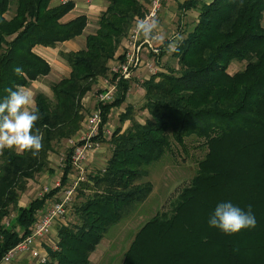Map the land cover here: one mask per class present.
<instances>
[{
	"label": "trees",
	"instance_id": "trees-1",
	"mask_svg": "<svg viewBox=\"0 0 264 264\" xmlns=\"http://www.w3.org/2000/svg\"><path fill=\"white\" fill-rule=\"evenodd\" d=\"M106 1L84 48L62 53L70 64L69 76L51 85L52 98L43 92L34 97L42 113L36 127L44 132L39 156L11 150L0 155V260L29 233L37 211L58 191L19 205L28 181L49 168L54 144L80 128L81 98L98 77L107 76V61L134 17L143 16L148 0ZM239 2L183 1L182 9L197 8L199 14L172 53L181 67L154 72L144 81L143 122L126 105L120 121L128 119L130 125L111 133L105 166L78 182L81 200L72 205L76 219L59 226L56 242L45 246L48 257L40 264H90L89 256L110 228L127 219L151 192V182L141 180L149 165L175 144L183 147L190 136L207 148L198 172L178 191L168 214H155L140 226L121 264H264V0H244L242 8ZM11 5L14 11L7 17ZM73 7L71 0H0V97L5 87H25L49 73L35 46L53 47L82 33L85 15L63 20ZM236 60L246 62L244 69L228 73ZM17 66L23 76L14 74ZM117 86L115 99L101 106V125L109 109L125 100L129 81L119 79ZM222 202L244 210L252 205L256 227L231 236L209 227V217ZM12 212L15 216L5 223Z\"/></svg>",
	"mask_w": 264,
	"mask_h": 264
},
{
	"label": "rangeland",
	"instance_id": "rangeland-1",
	"mask_svg": "<svg viewBox=\"0 0 264 264\" xmlns=\"http://www.w3.org/2000/svg\"><path fill=\"white\" fill-rule=\"evenodd\" d=\"M146 3L147 1L144 2V4ZM13 8L14 5H11L10 11L7 13V17H10L12 15L14 11ZM181 13L182 14L180 15L181 21L179 27H177L176 24L175 27H177L176 34L184 37L186 33L194 26L196 20V12L190 10L186 13ZM137 17L141 18L142 16ZM134 21L135 19H133V21L131 22V27ZM95 24V21H93L92 25L90 26V29L92 31L94 30ZM261 24L264 27V14L261 20ZM178 29H180L181 31L179 32ZM172 36L166 37L165 42H169V38H171ZM153 42L158 45V52H144L142 58L151 59L154 63V67L156 68V72L164 71L166 69H178L181 67L177 64L176 56L172 55V53H167V43L164 42V44H160L157 41ZM79 43V46H82V41H80ZM50 62L52 64L51 74L47 77L39 78L38 80L31 82L30 86L25 87L30 90V92L33 94V97L37 92L42 91L51 98L53 96L51 89H49L51 84L53 83V81L67 74L68 69L65 63L61 62L58 57H51ZM245 65V61H232L227 67V71L228 73L233 74L238 70L244 69ZM147 73H149V75L151 74V72L148 71ZM91 108L92 106L90 107V109ZM87 109H89V107L85 108V110L83 111L84 116L88 115L90 112V110ZM138 110L139 112H142L141 118L143 121L147 116V112L143 108L141 110V107H139L136 111ZM144 111L145 113H143ZM118 116V114L115 116V121H113V123L112 121L110 122V127H108L110 133L113 132L115 128L122 126L117 124ZM202 141L203 140L197 137L190 136L185 139L183 147H179L175 144L170 152L168 151V153H166L160 160L154 162L152 165H149V172L147 176L142 177L141 180H149L151 182V192H149V195L144 200V202L141 203L127 219L121 220L110 228L107 235L97 246L95 250L96 254L92 256L93 264H121L120 261H122L123 259V254L127 250L134 234L137 232L140 226H142V224L146 222L147 219H150L155 214H161L163 212H166L167 214L169 213L170 203L176 197L178 191H180L184 186L188 185V183L192 179L191 177H193L195 173L198 172L199 166L197 163H199V161L203 158L207 150V148L202 145ZM66 148L67 146L65 140H61L59 143L54 144L53 151L49 155V168L36 175L32 180L28 181V183L26 184L27 188L21 195V200H23V202L28 203L34 197L42 196L43 194L47 193L44 190L45 187L49 188L50 190L53 188L58 174L55 175L53 173V170L50 172L52 168H50L51 166H49V164L53 166L58 157H60L61 155H65ZM102 154L104 156L102 160L103 163L94 162L95 164H92V167H94V169L96 166H99L100 168L105 166L106 163L104 164V162L110 157L111 151L109 152L108 149L104 147V151ZM87 158L82 165V170L75 169L72 172L74 174V177L71 178L72 181L75 179L76 175L77 178L82 177L81 180H85L87 175L85 174L87 173L85 165L87 164L88 168L90 164L89 160L87 163ZM92 169L93 168H91V170ZM77 178L72 183H75ZM77 185V187H79V184ZM86 193L89 194L90 191L86 190ZM76 194L77 191L75 189L72 201L70 202V205L67 209L68 211H66V214L64 215L62 220V222H66L65 224L73 222L76 219V216L72 213V205L74 203H78L81 200V198H78ZM14 216L15 213L12 212L7 218L4 219V222L8 223ZM59 226H61L60 223H57L52 228V231H50V234H47L46 237L41 239V242L44 246H54L53 243L55 244L56 242L55 237L57 235ZM9 264H36V262L30 260L27 256H23L21 258H14Z\"/></svg>",
	"mask_w": 264,
	"mask_h": 264
},
{
	"label": "crops",
	"instance_id": "crops-1",
	"mask_svg": "<svg viewBox=\"0 0 264 264\" xmlns=\"http://www.w3.org/2000/svg\"><path fill=\"white\" fill-rule=\"evenodd\" d=\"M62 1H68V0H52V4H57V3L62 2ZM71 1H73L74 7L63 17V20L67 21L68 19H72L78 15H85L87 18L86 25H85L82 33L75 36L74 38H71V39L63 41V42H59L53 47H51V46H42L41 47L40 45H38V46H35L33 48L34 51L38 55L42 56L46 60V62H48L49 66H50L49 73L45 76H41L40 78L47 77L48 75L51 74V72H52V64L50 62L51 57H53V58L58 57V59L61 62L65 63V65L68 69L67 74L61 78L69 76L70 70H71L70 64L67 63V61L63 57L62 53L69 52V51H77L79 49H82V47L84 48V46L86 44V36L88 34L94 33L95 30L98 28V23H97L98 19L97 18L107 7V1L106 0H71ZM183 1H185V0H162L161 7H160L159 12L155 18H157L159 20L163 34L165 35V37H170L172 35L175 36L174 34H176V28L179 27V24L181 21V19H180V15L182 14L181 12L186 13L190 10L195 11L196 12L195 23L197 22V19H198L197 14H199V10L197 8L182 9L181 4L183 3ZM198 1L203 2V3H209L212 0H198ZM150 2H151V0H148L147 3L144 4V14H143L142 18L149 12V9L151 7ZM135 18H137V16H135L134 19ZM93 21H95L96 24L94 25V30L92 31L90 29V26L92 25ZM175 24L177 25V27H175ZM178 31L180 32L181 30L178 29ZM127 34L125 35V37L122 38L121 42L119 43L117 49L115 50V52L113 54V57L107 61V68H108L107 76L98 77L96 79L95 83L92 85L91 89L89 91H87L84 94V96L81 98V104L83 107V111L87 107H89V109H87V110H90V112L97 109L98 107H100V109H101V106L104 104H100L97 102L96 94L100 90H102V88H104V86L106 85V82H111V83L116 84L115 85L116 86L115 87V94H114V99H115L116 93L118 92V86H117L118 81L113 78L114 73L112 72V67H113V65H115L119 61V58H122V53L124 51V44L126 42ZM80 41H82V46H79ZM165 43H168V42H165ZM152 44L158 48V45L155 42L152 41ZM144 52L150 53L147 50H144L143 53ZM142 57H143V55H142ZM147 62H151V59L142 58L143 64H145ZM151 63H153V62H151ZM147 71L151 72V74H152V71H149V69L147 67L142 65V67L138 68L136 71H133V74H132L130 79H124V80L129 81V88H128L127 93H126L125 100L119 106H113L109 109V111L107 113V119L102 125L99 126L98 133L89 138L88 152H87V156H88L87 163L89 160L90 164H89L88 168H87V164L85 165L86 172H87L85 174H88V173L95 171V170L102 169L99 166H96L94 169V167H92V164H95L94 162L103 163L102 160H103L104 156L102 153L104 151V147H106L109 152L111 151V144L109 142V139H110V135L112 132L110 133V130L108 129V127H110L111 121H112V123H113V121H115V119H114L115 116L117 114L119 115L117 117V124L120 126L122 125L121 130H124L126 128V126L130 125V120H128V119L122 123L120 121V114L124 112L126 105H131L133 107V109L135 110L134 118L136 120H138L139 123L143 122L142 118H141L142 112L141 111L139 112L136 110L142 106V104L144 103V100H145L144 99V86L142 84L144 83V81L148 80L149 77L151 76V74L149 75V73H147ZM61 78H58L57 80L53 81V83L59 81ZM38 79H36V80H38ZM36 80H33L32 82H34ZM28 86H30V84ZM25 87H27V86H25ZM50 88H51V86H50ZM39 92H42V91H39ZM51 92H52V90H51ZM91 106H92V108L90 109ZM143 113H145V111ZM85 131H86V120H85V116H84L82 121H81V126L78 129V131H76V133L73 134V136L68 137L66 139H63V140H65V143L67 146L66 154L58 157L56 159L57 161L54 163L53 166L49 164V166H51L50 168H52L50 170V172L53 170L54 171L53 173L55 175L58 174L57 180L55 181L54 186L52 188V189L58 188V191L55 194H53V196H49V198L45 201L44 207L46 205H48V202L51 199H53L56 195H58V192L61 191L62 188L71 184L77 178V175H76V177L73 181L71 179L74 177V174L72 172L75 170L73 168V166L71 165V163H70L69 170L65 173V168L67 167V156L66 155H67V152L69 151V149H71V147H72L70 144V140L73 141L80 136H84ZM49 155L47 156L48 160L50 159ZM107 160L104 162V164L107 162ZM91 168H93V169L91 170ZM64 176L66 179H65L64 184H62L61 182H62V178ZM26 204L27 203L23 202V200H21V198H20L19 205L25 206ZM60 225H65V224H60ZM55 238L57 239V235ZM95 250L89 256L90 264H93L92 263L93 262L92 256L94 254H96Z\"/></svg>",
	"mask_w": 264,
	"mask_h": 264
},
{
	"label": "clouds",
	"instance_id": "clouds-1",
	"mask_svg": "<svg viewBox=\"0 0 264 264\" xmlns=\"http://www.w3.org/2000/svg\"><path fill=\"white\" fill-rule=\"evenodd\" d=\"M243 6L244 0H240L239 7ZM134 38L157 41L160 44H164L166 39L160 22L155 17L138 18L135 22ZM182 40L183 37L179 34L169 38L167 53L177 52ZM13 72L17 76L24 75V70L19 66L14 67ZM4 93L0 97V155L5 150H11L18 155L30 153L33 158L38 157L43 150L44 132L36 127L42 119V113L33 94L19 84L5 87ZM256 224L252 205H247V210H244L231 202L219 203L208 219L209 227L217 228L229 236L245 229H253Z\"/></svg>",
	"mask_w": 264,
	"mask_h": 264
},
{
	"label": "built area",
	"instance_id": "built-area-1",
	"mask_svg": "<svg viewBox=\"0 0 264 264\" xmlns=\"http://www.w3.org/2000/svg\"><path fill=\"white\" fill-rule=\"evenodd\" d=\"M64 2V1H62ZM162 0H151V7L149 12L142 18L156 17L159 9L161 7ZM135 21L130 27L126 42L124 44V51L122 53V58L113 65L112 72L116 75V80L119 79H130L133 71L138 68L145 66L152 71L156 72L153 62L142 63L143 51H152L153 53L158 52V48L152 44V41H145L142 38H134ZM115 83L106 82V85L102 90L96 94L97 102L100 104L111 103L114 100L115 94ZM101 109L91 111L88 115H85L86 120V131L84 136H80L75 140H70L71 153H70V163L74 169L82 170V165L87 158L88 152V142L89 138L96 135L99 130V126L102 122ZM82 177H78L75 183H71L61 191L58 192L53 199L48 202L42 210L37 211L35 215V221L30 227L29 233L23 237L15 246L10 248L1 258L0 264H9L14 258H21L27 256L30 260L36 262V264L44 263L47 260V251L45 246L42 244L41 239L50 234L52 228L57 224H65L62 222L66 211H68V206L72 201L76 186L78 181ZM45 192H49V188H44ZM54 245V243H53Z\"/></svg>",
	"mask_w": 264,
	"mask_h": 264
}]
</instances>
